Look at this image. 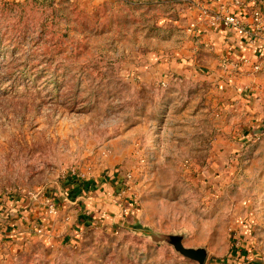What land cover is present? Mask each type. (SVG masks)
Instances as JSON below:
<instances>
[{"label": "rangeland", "instance_id": "1", "mask_svg": "<svg viewBox=\"0 0 264 264\" xmlns=\"http://www.w3.org/2000/svg\"><path fill=\"white\" fill-rule=\"evenodd\" d=\"M20 4H0V264H198L170 235L242 264L245 229L264 239V66L218 87L194 0Z\"/></svg>", "mask_w": 264, "mask_h": 264}, {"label": "crops", "instance_id": "2", "mask_svg": "<svg viewBox=\"0 0 264 264\" xmlns=\"http://www.w3.org/2000/svg\"><path fill=\"white\" fill-rule=\"evenodd\" d=\"M194 1L197 2L196 10L198 12L196 20L193 22L194 24L191 28L195 31L198 42L208 47L209 50L208 48L207 50L213 55L215 63H217V65L214 64L216 65L214 66V72H216V69H218L217 72L219 73L226 70L224 75L218 73L221 76V79H219V84L217 86H221L220 83L224 80L227 82L225 85L229 87L231 74L234 75V78H236V76H241L238 77L237 80L246 79V76L250 75L252 70L251 67L253 68L255 61L264 57V38L257 37L254 42L250 43L246 37L238 35L231 29L212 26L207 17L204 14H201V9L215 8L224 0ZM262 8L264 11V2ZM249 11L250 10H243L234 6L230 8V12L235 13L246 22L250 20ZM241 58L246 59V62H242ZM14 222H10L9 224L12 225ZM250 229H245V233H248L247 238L250 237L252 240L247 241L243 247L250 259L248 264H260L264 257V239L261 237L259 238L261 233H255L253 228ZM16 230H18V232ZM19 230L20 229H14L13 232L19 233ZM252 235H256L257 238L254 239ZM6 236H8V231L3 232L0 227V245L4 241L2 238ZM244 254L245 253L242 252L243 256ZM240 259H242V256ZM232 261L236 262L234 259H232Z\"/></svg>", "mask_w": 264, "mask_h": 264}, {"label": "built area", "instance_id": "3", "mask_svg": "<svg viewBox=\"0 0 264 264\" xmlns=\"http://www.w3.org/2000/svg\"><path fill=\"white\" fill-rule=\"evenodd\" d=\"M264 0H224L215 8H202L201 14H204L212 26H219L233 30L238 35L244 36L250 43L254 42L257 37L264 38ZM232 6L243 10H250V20L244 21L235 13L230 12ZM242 62L246 59L241 58ZM264 66V57L256 60L253 64L255 70ZM50 214H56L54 204L49 206ZM242 264L249 263V256L242 255ZM264 264V257L263 262Z\"/></svg>", "mask_w": 264, "mask_h": 264}, {"label": "water", "instance_id": "4", "mask_svg": "<svg viewBox=\"0 0 264 264\" xmlns=\"http://www.w3.org/2000/svg\"><path fill=\"white\" fill-rule=\"evenodd\" d=\"M167 240H169V243L173 246V248L183 257L194 260L198 262V264L204 263L206 258V250L204 248L185 247L182 244L181 236L178 235H170Z\"/></svg>", "mask_w": 264, "mask_h": 264}, {"label": "trees", "instance_id": "5", "mask_svg": "<svg viewBox=\"0 0 264 264\" xmlns=\"http://www.w3.org/2000/svg\"><path fill=\"white\" fill-rule=\"evenodd\" d=\"M26 0H24L23 2H25ZM23 2H20V3H23ZM19 2H9V1H1L0 0V4H2L4 7H24V6H27V4H20Z\"/></svg>", "mask_w": 264, "mask_h": 264}]
</instances>
